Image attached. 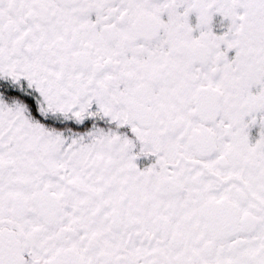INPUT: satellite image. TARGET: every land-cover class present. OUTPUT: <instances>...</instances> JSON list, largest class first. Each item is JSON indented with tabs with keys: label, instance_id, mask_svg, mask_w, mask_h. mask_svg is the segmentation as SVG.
Here are the masks:
<instances>
[{
	"label": "snow or ice",
	"instance_id": "6c2138e0",
	"mask_svg": "<svg viewBox=\"0 0 264 264\" xmlns=\"http://www.w3.org/2000/svg\"><path fill=\"white\" fill-rule=\"evenodd\" d=\"M0 264H264V0H0Z\"/></svg>",
	"mask_w": 264,
	"mask_h": 264
}]
</instances>
